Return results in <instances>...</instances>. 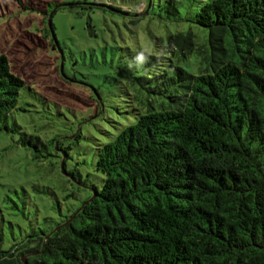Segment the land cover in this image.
Here are the masks:
<instances>
[{
	"label": "trees",
	"instance_id": "trees-1",
	"mask_svg": "<svg viewBox=\"0 0 264 264\" xmlns=\"http://www.w3.org/2000/svg\"><path fill=\"white\" fill-rule=\"evenodd\" d=\"M171 3L182 20L185 0ZM192 5L187 21L207 31L203 43L192 29L155 38L157 54L111 77L123 120L105 117L97 95L73 138L25 139L38 153L51 146L62 176L90 195L57 198L54 226L0 244V264H264V0ZM72 6L130 14L99 1ZM194 56L196 74L183 66ZM24 88L0 54V130H10ZM97 119L117 132L103 130L94 168L104 183L89 189L67 161L82 125Z\"/></svg>",
	"mask_w": 264,
	"mask_h": 264
},
{
	"label": "rangeland",
	"instance_id": "rangeland-1",
	"mask_svg": "<svg viewBox=\"0 0 264 264\" xmlns=\"http://www.w3.org/2000/svg\"><path fill=\"white\" fill-rule=\"evenodd\" d=\"M96 1L130 14L93 13L72 6ZM195 1L185 0L180 6L183 18L177 20L170 13L171 0H0V54L8 57L13 73L25 82L18 110L8 120L10 130H0V244L4 248L33 229L54 226L57 198L62 201L71 192L83 199L90 195L62 176L63 160L55 157L51 146L40 144L38 153L23 144L25 139L32 137L34 144L41 139L47 145L59 136L73 138L78 132L73 134V122L87 121L97 95L108 106L105 117L123 120L117 111L124 106L120 84L111 77L121 79L120 68L132 66L146 53L157 54L155 38L167 42L171 34L192 29L203 43L207 31L187 21ZM52 13L53 32L47 17ZM196 60L192 57L184 68L196 74ZM97 120L96 127L77 125L82 127V138L67 161L89 189L104 183L94 168V149L108 141L103 130L117 132Z\"/></svg>",
	"mask_w": 264,
	"mask_h": 264
},
{
	"label": "water",
	"instance_id": "water-1",
	"mask_svg": "<svg viewBox=\"0 0 264 264\" xmlns=\"http://www.w3.org/2000/svg\"><path fill=\"white\" fill-rule=\"evenodd\" d=\"M53 15H54V13H52V14L49 15V17H48V25H49L50 29L52 28V19H53ZM24 262H25V259H24Z\"/></svg>",
	"mask_w": 264,
	"mask_h": 264
}]
</instances>
